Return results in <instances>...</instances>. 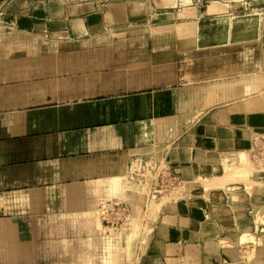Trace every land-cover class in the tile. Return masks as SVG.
<instances>
[{
	"label": "crops",
	"instance_id": "1",
	"mask_svg": "<svg viewBox=\"0 0 264 264\" xmlns=\"http://www.w3.org/2000/svg\"><path fill=\"white\" fill-rule=\"evenodd\" d=\"M193 1L43 0L48 18L74 19L80 34L82 26L96 31L95 21L105 17L109 24L106 9L113 7V37L0 57V264H133V253L139 257L116 238L128 239L126 232L101 233L95 217L103 202L126 201L120 191L131 157L160 154L157 138L175 140L193 116L189 102L177 104L162 90L173 83L163 58L177 57L176 31L165 25ZM215 1L227 13L247 0H210L211 14L220 6ZM153 10L158 19L172 20L151 24ZM91 30L86 34H95ZM255 88V80H238L214 85L208 94L236 98ZM167 118L172 122L163 135L158 123ZM252 119L264 127V113ZM241 130L215 128L218 136L207 138L191 133L190 150L230 147ZM188 158L175 163L189 164Z\"/></svg>",
	"mask_w": 264,
	"mask_h": 264
},
{
	"label": "rangeland",
	"instance_id": "2",
	"mask_svg": "<svg viewBox=\"0 0 264 264\" xmlns=\"http://www.w3.org/2000/svg\"><path fill=\"white\" fill-rule=\"evenodd\" d=\"M42 1L0 0V57L36 54L52 49L66 50L76 46L106 43L113 37L111 35L112 30L117 27L115 23L116 13L113 7L106 9L108 12H112L109 24L103 14L104 20L95 21L96 31L91 30L92 27L88 26L92 34L95 32L93 35H88L86 33L90 30H86V26L81 27V34L77 29L75 30L77 26H74V19H68L67 17V19L48 18V15L44 14L47 6H45L46 4H40ZM199 1L194 0L191 4L182 6V11L178 15L177 20L165 25L174 28L176 31L172 39L177 40V57L174 58L173 53H171L163 58L168 68L166 71L171 73L173 83L168 84L162 90L167 95H175L174 98L177 104L189 102L193 116L190 118L189 124L177 132L175 140L165 141L158 137V141L155 144L162 147L159 150L160 154L152 153L150 155H155L159 160L164 161L165 164L171 167L176 174H181L184 177L185 172L189 169L184 166L186 164H176L175 162L177 160L184 161L191 156L190 148L193 144L191 133L196 134L200 138H207L218 136V132L214 131L215 128L222 129L226 127L233 131L245 128V130L250 132L249 136L252 135L251 139L253 142L251 141V143L255 146L249 153V161L253 163L254 169L259 170L261 168L262 170L264 162L257 160V158L254 159L252 155L256 149L255 144L259 138L264 136V127L254 125L255 119H252V117L264 113V0L242 1L240 4L231 5L227 13H225L223 7L221 8V4L215 1V5L220 6L218 9L215 8L213 14L208 12V2L210 0H201L202 3H198ZM66 5L70 6L71 3L68 2ZM103 8V12H105V4L101 5L100 10ZM156 12L155 10L152 11L153 15L149 21L151 24L172 20L169 15L161 16L158 19ZM168 16L170 18H167ZM147 22L145 21V23ZM59 47L61 48L58 49ZM239 70H243L245 73L242 75L228 74L222 77L225 71L232 73ZM238 80L242 82L255 80V91L236 98L229 97L224 93H220V95L208 94V90L214 85L236 82ZM233 107L235 109H231ZM182 115L183 112L178 110L175 117L180 120ZM171 122L170 118L163 119L160 124L158 123V132L162 131L161 134L164 135L169 129L168 125ZM226 140H228L229 145L232 144L229 136ZM149 145H154V143ZM245 150L248 151L249 147ZM213 152L220 155L225 154L226 157H229L236 156L239 149L238 145L232 144L230 147L228 145L225 147L220 146ZM171 155L176 156V159L172 160L169 157ZM159 165L162 167L161 164ZM198 167L201 170V174H207L210 178L209 181H213L209 192L206 190L207 186L206 188L204 186L200 193L197 190L195 191L194 189L196 188H192L191 185H187L182 192L184 197L203 196L204 201L194 205H187L191 208V215L193 210L198 208V210L204 211L202 215L204 214V217H207L202 218L196 229L189 224L190 213H187V215L186 213L182 214L175 211H164L163 206L162 209L158 208L159 216L152 218L147 187L143 191L144 196L140 201H136L141 209L131 206L135 199H131L130 195L125 197V202L133 210L132 213H134L136 224L133 230L126 231L125 234L128 235V239H124L121 235L116 238H119L123 244L125 242L128 243V251H140L139 257L137 253H133V257L135 256L131 258L132 261L134 260L133 264H206V258L213 256V253L216 258L211 256L215 259H208L207 264H211V261H213L212 264H228L231 261L251 264V262H248V254L252 251L254 252V249H258L255 247L257 246L256 242L260 241L258 235H253L258 241L248 240L238 245L235 257L226 253L222 248L216 250L215 246L211 245L205 248L204 245H206L205 240L209 239L217 241L229 235L232 238H238L237 236H240L238 228L242 222L252 226L264 223V220L259 221L260 218L258 216L261 212V215L263 214L264 208L262 206L264 205H250V203H247L245 209L248 215L240 218L238 214L232 211V204L226 189V186H228L229 188L237 189H239L238 187H243L244 190L246 185L245 189L257 180L264 182V170H262L263 173L260 177H252V180H228V184L225 182V185H223L221 182L224 183L227 178L221 176V181L217 180L212 175V170L209 171L206 165H199ZM216 171L214 170V172ZM222 177L225 179L222 180ZM215 180L221 186L223 185L224 190L219 185H217L219 187L215 186L217 184ZM214 181L215 183L213 184ZM260 192L264 195V186H262ZM129 206L121 205L115 207V209L109 208L105 216L107 219L105 226L115 225V227H118V223L121 220L124 223V219L131 214ZM257 206L259 208L256 210ZM98 208L101 209L102 206ZM240 208L241 210L244 209L243 206ZM255 211H259V213L257 212L258 215H254ZM99 214L100 220L103 221L102 212H99ZM108 222L109 224H107ZM128 225L126 223L125 226H119V228L121 230L127 229L129 228ZM138 229H141V234L138 233ZM113 230V232L115 230L119 231L115 228ZM143 231H145V234L142 233ZM113 232L107 231L106 233L113 235ZM215 243H221V241ZM222 244L225 245L224 243ZM202 248L206 249L205 252L207 254L212 252L210 253L211 255L205 257L206 255L203 253ZM230 252L232 253V251ZM255 257L264 258V250H258ZM155 258H160L161 263L157 262Z\"/></svg>",
	"mask_w": 264,
	"mask_h": 264
},
{
	"label": "bare ground",
	"instance_id": "3",
	"mask_svg": "<svg viewBox=\"0 0 264 264\" xmlns=\"http://www.w3.org/2000/svg\"><path fill=\"white\" fill-rule=\"evenodd\" d=\"M243 73H245V71H243V70H239V71L232 72V73H229V72L225 71V74L222 75V77H225L228 74L242 75ZM250 128H251V126H250ZM249 133L250 132H248L247 130H243V131L241 130V132H238L236 139L234 140V138H233L234 144H236V146L238 145V149H239V152L237 153L236 156L226 157L225 154L224 155H222V154L220 155V154L215 153L216 151L215 152H213V151H207L206 152L204 150H199L197 148H192V150H190L191 156L188 158L190 163L184 165L185 167H187L189 169V170H187L185 172L184 177L181 176V174L180 175L176 174L175 171L171 167H169L167 164H165L164 161L159 160L155 155H150L152 153L133 156V157H137L138 160L133 161L132 159H130L129 163H132V167L129 168L127 166L126 171H125V175H123V177H122V182L123 183H122V188H121L120 192L123 191L124 194H120L121 198L128 197V195H130L129 197H131V199H135V201L133 203H131L132 204L131 206H133L134 208L136 207V208L141 209L140 206L137 205V202L140 201V199L144 196L143 195L144 194L143 191H144L145 187H147L146 189H147L148 198H149L148 201L150 202L149 203V209L151 211L152 218H157L159 216V209L158 208L160 207L162 209V206H163V210L164 211H168V212L175 211V212L182 213V214L190 213L191 212V208H189L187 205H189V204L190 205H194V204L200 203V202L204 201V199H203V196L202 197H199V196H195V197L194 196L193 197L186 196V197H188V198H186V197L182 196L183 190L186 189L187 185H191L192 188L193 187L196 188V189H194L195 191L197 190V192L201 193L202 192L201 191L202 188L204 186L206 188V186H207L206 190H208V192H209L211 190V186H212L211 184H212V181H213V180L209 181L210 178L208 177L207 174H201L200 173L201 170L198 167L199 165H206L209 171L212 170V172H213L212 175H214L217 180L218 179L220 180L221 176H224L225 178H227L226 179L227 181H225L224 180L225 178L222 177V180H224V183L221 182V184H223V185H225V182L228 184V180L232 181V180H236L237 179V180H246V181H248L250 179L252 180V177H260L262 175V173H263L262 170H264L263 169L264 167L262 168V170H261V168L259 170L258 169H254V167L252 165L253 163H251L249 161V153H251L252 149L255 147L251 143V141L253 142V140L251 139L252 135L249 136ZM229 134L232 135L233 132H229ZM198 139H200V138H198ZM215 141H216V139H215ZM218 147H220V146H218ZM248 147H249V150L246 151L245 149H248ZM253 158L255 159V157H253ZM144 163H146L147 166H153V167H154V165L156 163L157 164H161L162 165L161 168L168 169V171L170 173H172L173 175H176L178 177L179 181H180V184L177 187V189L174 190V191H171L168 194H164L163 192H159V191L153 192L152 184H151L152 177H150L151 175L149 174L150 172L144 173L142 171V169H145ZM136 168L141 169L140 170L139 179L137 177H133V173H134ZM214 170H217V171L214 172ZM177 173H179V172H177ZM132 177L135 178V180H132L131 179ZM187 179H192V180H187ZM215 181L213 182V184L215 183ZM216 183H217V184H215L216 187L221 186L220 183L218 184L217 181H216ZM253 183H252V185H249L245 189V187L247 186L246 185L244 187V190H243V187H238L239 189H237V188H229L228 186H226V189H227L228 194H229L230 203L232 204V206H231L232 207V211L234 213L238 214V217H240V218L246 217L248 215L247 211L245 209V207H247L246 206L247 203H250V205H252V204H262V205H264V195L261 194V192H260L262 186H264V182L260 181V180L259 181L257 180L254 184ZM217 185H219V186H217ZM223 185L221 186L222 189L224 188ZM206 195H207V192H206ZM121 205L122 206H125V205L129 206L123 200L107 201V202H103L99 206V207L104 206V209H102V208L101 209H99V208L97 209V213H96L97 215L95 217V221L97 222L96 224H97V228H98L99 232H102V233H106L107 231L108 232L109 231L113 232L114 228L119 230L120 229L119 226L120 227L125 226L126 223L129 224L128 225L129 228L122 229V230L120 229L118 232L115 230V232H113V233L116 234V233H122V232H126V231L128 232V231H131V230H133L135 228L134 226L136 224V222H135L136 219L132 217V214H130L129 216H127L126 219H124V221H125L124 223L121 220L119 222V224H118V227H115V225H114V226H109L111 228H108V227H105V226L102 225L101 220H100L99 212H102V217H104V215L106 216L109 208H114L115 209V207H119ZM241 206H243V208H244L243 210H241V208H240ZM262 207L264 208V206H262ZM258 208H259V206H257L256 210ZM106 209H107V211H106ZM203 212L201 210H198V208H197V209L193 210L192 215L190 213L191 218L189 220V224H191L194 229L198 228V224L202 221V218H207V217H204L205 216L204 214L202 215ZM257 212L259 213V211H257ZM257 212L255 211L254 215H258ZM261 213L258 215L259 218H260V220L258 219L259 221L264 220V218H263L264 217V215H263L264 212H263L262 215H261ZM260 215L263 216V217L261 218ZM203 220H205V219H203ZM234 220H235V218H234ZM123 224H125V225H123ZM237 227H238V225H237ZM237 227H236V229H237ZM238 230L240 232V236H237L238 238L235 239V238L230 237V235H229V236H224L223 238H220V240H217V241H215V239L214 240H211V239L205 240L206 241V243H205L206 245H204V247L207 248L208 246L212 245V246H215L216 250L219 249V248H222V249H224L226 251V253H228L229 255L235 257V251L238 248L237 247L238 245H240V244H242V243H244L245 241H248V240L249 241L250 240H255V241L257 240L258 241V239H256L253 236V235H258L260 241L256 242L257 246H255L258 249L255 250L254 249L255 247H254L253 248L254 252L252 251L253 253L251 252L250 254H248L249 255V261L248 262H251V264H264V258H256L255 257V254L257 253L258 250L259 251L260 250H264V223L257 224L256 226L255 225L252 226L250 224H247L246 222H242L240 224V227L238 228ZM214 241L215 242L221 241V243H215ZM200 243H201V240H200ZM222 243H224L226 246L223 245ZM205 250L206 249H203V251H204L203 253H205V255H206V256L205 255L204 256L205 257H207V255L210 256L211 255L210 253H212V252H210V253L208 252L209 254H207L205 252ZM208 251H210V250H208ZM230 251H232V253ZM211 256H210L211 259L209 257L206 258V259L207 260L208 259L212 260V259L216 258V256H214V253H213V256L215 258H212L213 256L212 257ZM207 260L206 261L204 260L206 262V264H207ZM212 262L213 261H211L210 263L212 264ZM228 264H244V263L239 262V261H231Z\"/></svg>",
	"mask_w": 264,
	"mask_h": 264
},
{
	"label": "built area",
	"instance_id": "4",
	"mask_svg": "<svg viewBox=\"0 0 264 264\" xmlns=\"http://www.w3.org/2000/svg\"><path fill=\"white\" fill-rule=\"evenodd\" d=\"M264 136H262L261 138H259L258 142L255 144L256 145V149L253 152V157L257 158V160H262L264 162ZM133 161L138 160L137 157H132L131 158ZM130 162V160H129ZM145 165V169H142V171L144 173L146 172H150L149 174L151 175L150 177H152V189L153 192H163L164 194H168L171 191H174L177 189V187L180 184V181L178 179V177L176 175H173L172 173H170L168 171V169L165 168H161V166L159 164H155L154 167L153 166H147L146 163H144ZM128 167L131 168L132 167V163L128 164ZM140 170L136 168L134 173H133V177H137L139 179V175H140ZM131 178L132 180H135V178ZM102 209H104V206H102ZM104 225H106L105 223L107 222V219L104 215L103 217V221ZM109 224V222L107 223ZM119 224V223H118Z\"/></svg>",
	"mask_w": 264,
	"mask_h": 264
}]
</instances>
